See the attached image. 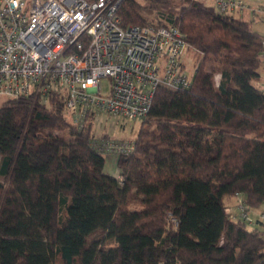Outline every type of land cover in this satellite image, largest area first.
Returning a JSON list of instances; mask_svg holds the SVG:
<instances>
[{
  "label": "trees",
  "instance_id": "16d2710c",
  "mask_svg": "<svg viewBox=\"0 0 264 264\" xmlns=\"http://www.w3.org/2000/svg\"><path fill=\"white\" fill-rule=\"evenodd\" d=\"M118 13L179 28L199 54L192 84L156 89L119 176L92 144L95 116L75 124L64 92L2 102L0 264H264L262 224L224 202L264 203V34L201 0H122Z\"/></svg>",
  "mask_w": 264,
  "mask_h": 264
},
{
  "label": "built area",
  "instance_id": "2783aa9c",
  "mask_svg": "<svg viewBox=\"0 0 264 264\" xmlns=\"http://www.w3.org/2000/svg\"><path fill=\"white\" fill-rule=\"evenodd\" d=\"M122 0H0V97L46 98L62 91L71 120L105 113L124 123L142 120L156 89L189 88L183 56L192 48L177 27L127 25ZM220 13L264 21V0H213ZM261 64L264 69V39ZM197 52V51H196ZM264 91V78L258 81ZM103 154L135 150L134 141L93 139ZM232 220L264 226V208L236 193ZM251 212L254 214H251Z\"/></svg>",
  "mask_w": 264,
  "mask_h": 264
},
{
  "label": "rangeland",
  "instance_id": "374dc122",
  "mask_svg": "<svg viewBox=\"0 0 264 264\" xmlns=\"http://www.w3.org/2000/svg\"><path fill=\"white\" fill-rule=\"evenodd\" d=\"M172 1L174 3H178L180 0H172ZM201 1H203L207 5L214 4L213 0H201ZM237 16L239 17L240 15ZM251 24L254 27V29H256L261 33H264V22L263 25H260L259 21L252 20ZM198 59H199V54L196 52L195 49L190 48L185 52L183 56V60H184V66L186 68V71L188 72L189 77H192L194 75ZM205 68L207 70L214 71V81L216 85H218L221 79V71H222V67L220 66V64L208 60L206 62ZM260 70L264 73L262 68ZM6 100H8V98L0 97V105L2 102ZM68 117L69 119H71L69 113H68ZM140 125H141L140 119H136L134 121L130 120L124 123V120L122 118H116L105 113H100L97 117L94 118L93 121V127H92L94 133L93 137L97 139L109 138L117 142H122V141L135 142V138L137 137ZM235 201H236L235 198L231 195L226 196L224 198V202L227 205L233 204L235 203ZM262 208H264V203L261 205L259 209ZM251 214L253 213L251 212ZM259 226L261 229L264 230L263 225H259ZM247 227L252 228L253 226L247 224Z\"/></svg>",
  "mask_w": 264,
  "mask_h": 264
},
{
  "label": "crops",
  "instance_id": "0c3cea01",
  "mask_svg": "<svg viewBox=\"0 0 264 264\" xmlns=\"http://www.w3.org/2000/svg\"><path fill=\"white\" fill-rule=\"evenodd\" d=\"M240 16H239L240 18L243 17V19H245V20L252 21L251 16L248 13L240 15ZM236 17H238V16L236 15ZM263 22L264 21H259L260 25H263ZM263 71H264V69H263ZM263 78H264V73L262 72L261 79H263ZM105 155H106V160H107L106 161V165H105V171L108 174H111L113 176H119V168L117 166V156L112 154V153H106ZM231 196H233L235 198V200H236L235 195H231ZM235 203H236V201H235ZM235 203L228 204V205L234 206Z\"/></svg>",
  "mask_w": 264,
  "mask_h": 264
}]
</instances>
